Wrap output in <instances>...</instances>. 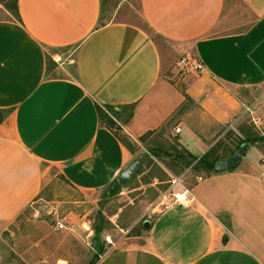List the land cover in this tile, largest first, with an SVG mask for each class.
Wrapping results in <instances>:
<instances>
[{
	"label": "crops",
	"instance_id": "1",
	"mask_svg": "<svg viewBox=\"0 0 264 264\" xmlns=\"http://www.w3.org/2000/svg\"><path fill=\"white\" fill-rule=\"evenodd\" d=\"M112 1L18 0L20 19L0 2V109L10 110L0 124V230L57 175L102 191L134 160L97 105L134 106L117 121L135 141L169 121L185 93L216 124L246 117L264 131V0H119L146 26L131 14L107 18ZM186 54L205 69H182L179 86L169 73ZM223 135L181 141L202 156ZM246 155L189 188L173 183L190 204L172 197L150 230L96 264H264V164Z\"/></svg>",
	"mask_w": 264,
	"mask_h": 264
},
{
	"label": "rangeland",
	"instance_id": "2",
	"mask_svg": "<svg viewBox=\"0 0 264 264\" xmlns=\"http://www.w3.org/2000/svg\"><path fill=\"white\" fill-rule=\"evenodd\" d=\"M118 2L119 0H113L110 3L107 18H126L130 17L129 14L136 16L134 8H129L128 4L125 9L119 10ZM6 15V12H0V17ZM134 18L146 26L139 17ZM157 41L165 50V42L160 38ZM177 58L178 55L173 57L175 65L169 75L182 86L180 78L186 73L176 62ZM108 112L115 115L110 109ZM246 120L249 118L235 121L231 126H221L207 117L197 103L188 102L186 109L177 112L173 118L149 134L144 142H135L134 159L141 153H149V147L185 146L181 141L184 134L193 138L195 135L200 136L209 144L223 133L222 138L216 142V152L221 156L225 155L235 148L238 141L239 132L233 126ZM245 154L253 161L261 159L260 163L264 164V155L260 158L254 147ZM150 155L152 160L144 161L141 173L123 184L121 191L112 197L104 196L106 190L81 191L57 175L43 193L42 199L30 205L14 224L0 230V264H90L127 244L130 240L127 237L150 230L159 213L171 200L176 201L171 186L172 179L183 178L180 186L189 188L198 180L199 175H205L204 171L197 173L191 167L175 174L165 166L160 157ZM167 159L169 158L166 157L165 160ZM156 163L163 168L169 180L161 182L155 177L163 176L156 168ZM168 171L174 176L168 174ZM169 192L173 195L169 196ZM100 211L105 217L104 228L97 235L94 229ZM59 221L64 222L66 227L58 228ZM98 243L102 249L99 255Z\"/></svg>",
	"mask_w": 264,
	"mask_h": 264
},
{
	"label": "trees",
	"instance_id": "3",
	"mask_svg": "<svg viewBox=\"0 0 264 264\" xmlns=\"http://www.w3.org/2000/svg\"><path fill=\"white\" fill-rule=\"evenodd\" d=\"M0 2L11 13L12 16H14L17 19H20L18 0H0ZM185 97H186L185 102L177 110L178 113L182 112L184 109L187 108L188 102H194L192 98L186 93H185ZM97 109L100 120L106 125V127H108L111 131H113V133L117 136V138L129 150H131L134 153V144L136 141H134L127 133H125L122 130V126L117 121V119L119 120L121 118L124 122H127L128 119L131 118V116L133 115L134 106L130 105V107L126 108L125 111L123 112L118 111L113 106H108L106 110L100 105H97ZM109 109L115 113L114 115L115 117L108 112ZM9 112H10L9 109H0V124L9 114ZM177 112L175 114H177ZM237 129L239 133L237 134L238 141L236 143L235 148L231 149L229 153L222 156L216 152L217 144L213 145L209 150H207L204 154H202V156H199L198 154L192 152L187 147L181 144L179 146H172L170 148L159 147V146L149 147V153H146V157L143 159L138 171L134 176L141 173L142 166L145 160L147 159L152 160L151 159L152 155L150 154H155V156L160 157L162 162L165 164V166L175 174H178L179 172L184 171L186 168L191 167L193 170L197 171V173L204 171L205 175H209L214 173L215 165L220 159L227 158L228 156H230L243 143H248L249 145H253V146L255 145L264 148V131L259 130L254 123L248 122L246 120L240 123ZM154 131L155 130H151L141 135L139 137V141L144 142L146 137L149 134L153 133ZM166 157H168L169 159L165 160ZM239 161L233 166L232 169H234L237 166ZM156 168L161 172V174H163V176L164 175L166 176V178H163L162 175H155V177H157L161 182L163 181L165 182L170 179L163 170V168L159 166L157 163H156ZM127 182H129V180H127L124 184H126ZM105 190L106 191L104 193V196L110 197L107 193L108 188ZM120 191H121V187L117 193H119ZM98 217L99 219L97 221V224L95 225L94 230L97 233V235H100L104 228L105 217L101 211L98 212ZM133 230L134 228L132 229V231ZM136 234H140V232H137ZM224 239H226V237ZM99 245L100 244L98 243L97 245L98 255L102 253V249H100ZM96 263H97L96 259L90 262V264H96Z\"/></svg>",
	"mask_w": 264,
	"mask_h": 264
},
{
	"label": "water",
	"instance_id": "4",
	"mask_svg": "<svg viewBox=\"0 0 264 264\" xmlns=\"http://www.w3.org/2000/svg\"><path fill=\"white\" fill-rule=\"evenodd\" d=\"M248 143H243L237 150H235L230 156L227 158L220 159L214 168L215 173L224 172L226 170H231L233 166L241 160L243 155L249 149ZM146 157V153H141L134 159L125 169L121 171L119 176L117 177L116 181H114L107 190L108 195L111 197L116 194L121 185L124 184L127 180H130L138 171L143 159ZM96 240L94 244H96Z\"/></svg>",
	"mask_w": 264,
	"mask_h": 264
},
{
	"label": "built area",
	"instance_id": "5",
	"mask_svg": "<svg viewBox=\"0 0 264 264\" xmlns=\"http://www.w3.org/2000/svg\"><path fill=\"white\" fill-rule=\"evenodd\" d=\"M179 66L185 70H194V71H202L205 69V66L203 63L198 61L196 58H194L191 54H186L182 56L179 61H178ZM181 179L180 178H173L172 181L173 183L179 182ZM189 190L185 189L183 192H178L174 194V197L176 201L183 206H188L190 204V199L187 197V193ZM66 224L62 221L58 222V228L62 229L65 228Z\"/></svg>",
	"mask_w": 264,
	"mask_h": 264
}]
</instances>
